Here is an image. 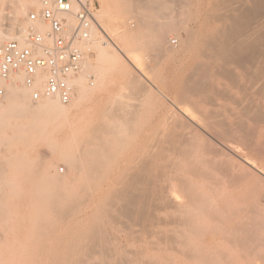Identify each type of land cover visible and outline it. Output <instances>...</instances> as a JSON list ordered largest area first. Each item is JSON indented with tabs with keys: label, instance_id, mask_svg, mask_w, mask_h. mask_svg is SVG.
Here are the masks:
<instances>
[{
	"label": "bare ground",
	"instance_id": "bare-ground-1",
	"mask_svg": "<svg viewBox=\"0 0 264 264\" xmlns=\"http://www.w3.org/2000/svg\"><path fill=\"white\" fill-rule=\"evenodd\" d=\"M6 1L11 10L8 24L0 14V45L14 40L24 45L30 9L40 10L43 0ZM99 2L97 26L83 70L73 81L71 103L64 105L58 98L34 103L23 75L11 83L0 77V89L6 92L0 104V228L29 226L28 245L20 248L17 259L27 264H264V206H236L240 197L229 192L233 179L228 187L212 180L201 183L210 179L204 170L221 155L209 136L248 167L235 164L237 170L264 188V168L239 155L237 141L244 139L253 152L264 155L262 142L244 136L241 115L249 109L246 87L264 97V0ZM135 10L138 26L130 30L128 20ZM33 26L49 32L42 22ZM182 34L186 39L174 51L169 38ZM150 50L163 54L179 72L178 102L183 103L172 102L158 89L169 109L138 129L127 114L115 110L117 105L90 104L119 76L127 80L119 88L147 96L148 89L129 68L141 72ZM233 66L246 76L237 75ZM221 75L232 77L226 78L229 86L220 81ZM44 83L41 75L35 88ZM216 97H224L226 105L214 103ZM233 107L244 110L239 119L222 116ZM249 110L247 116L256 117ZM256 115L255 122L264 120ZM213 116L216 120L208 121ZM39 147L52 152L68 175L52 173L53 163L39 156L44 152L36 154ZM176 150L180 157L169 163L167 154ZM155 234L158 242L148 245L145 239ZM0 259V264L11 260L1 254Z\"/></svg>",
	"mask_w": 264,
	"mask_h": 264
},
{
	"label": "rangeland",
	"instance_id": "rangeland-1",
	"mask_svg": "<svg viewBox=\"0 0 264 264\" xmlns=\"http://www.w3.org/2000/svg\"><path fill=\"white\" fill-rule=\"evenodd\" d=\"M87 1H90L92 3L95 4L96 8H97V12L96 14L98 13V10L101 9V4L99 2V0H87ZM145 2V0H142ZM11 2V1H10ZM5 3V4H4ZM7 2L6 0H0V14L2 13L3 11V14L5 16V20H1L2 23L4 24H8L9 21H7L8 19H6V15L10 12L11 10V3ZM7 6V7H4ZM5 9H4V8ZM4 9V10H3ZM36 9L35 7H32L30 9L31 12H34L33 10ZM138 11L139 10H135L133 13L135 14V12L137 14H131L129 16V20H128V26L127 28L130 29V30H136L137 29V22H136V15H138ZM30 12V13H31ZM29 13V14H30ZM134 15V16H133ZM133 16V17H132ZM135 17V18H134ZM0 21V22H1ZM126 28V29H127ZM179 38V39H178ZM182 39V40H181ZM186 39V36L184 34L181 35V37H176L175 35H171L170 38H169V46L172 48V49H175L176 47H180V45L182 44V41H184ZM173 42H176L175 44ZM179 48L175 49L174 51H177ZM156 51V50H155ZM154 50H150V52L148 51L146 54H145V64H143V68H142V73L141 72H138L133 66H130L131 68H129L130 70V73H135L134 75H132V77L138 81V83L143 87V88H146V90L148 89L149 93L147 96L143 95V94H140V93H137L135 95L134 91L132 92V94L134 96H132V94H130L129 92H131L132 90H129L126 89V88H123L121 89V87L119 88V86H121V83H124L127 82V80H123V78H120L119 77H113L110 81V82L106 88L105 91H103L101 93V95L97 98V100H94L92 102H90V104H93V105H96L98 106L99 108L101 107H104V106H111L114 108L115 106V110L118 109L119 113L121 111H123V115L124 114H127L126 115V118L127 120L130 122V125L133 126V128H141V127H147L149 125V123H151L152 121H154L157 116L159 114H162L164 113L166 110H168L169 108V104L170 102L167 101L164 97L161 98L162 96L159 95V93L157 92V90L159 89L163 94H165L172 102L174 103H183L181 100L180 102L179 99V88L180 86L182 85V78L180 77L179 75V72L177 71V69L175 68V66H171L167 63L166 61V58L165 56L162 54V57L160 55H158L159 51H156L155 52ZM158 52V53H157ZM162 51H160L161 53ZM93 53H90V56H92ZM174 58L177 59L178 55L177 54H174L173 55ZM154 60V61H153ZM158 63H157V61ZM125 61V60H124ZM154 62V63H153ZM127 63V62H126ZM157 63V65H156ZM154 68V69H153ZM132 69V70H131ZM171 69V70H170ZM174 69V70H173ZM233 69L235 71V73L237 75H240L242 78L245 77L246 75V72L244 73L241 69H239L238 67L236 66H233ZM138 74H137V73ZM143 75V76H142ZM135 76L137 78H135ZM224 76V74H223ZM222 75L219 76L220 78V81L223 83V84H226L229 86V83L227 81V77H229V81L232 77H230L229 75H227V79L224 78L226 76L223 77ZM121 79V80H120ZM115 83V84H114ZM120 83V84H119ZM145 85V87H144ZM249 88V87H248ZM248 88L246 87V89L248 90ZM253 89V88H252ZM246 90V102L245 104L247 105V107L249 106V109L251 108H255L257 109V112L256 109L254 108V115L252 116H256V117H251V115H248L247 116V113L248 110L246 112H244V110L240 111V110H236V108L233 107V109H228L229 111H227V109L222 113V116H226V118H229L230 120L231 119H239L241 117V115H243V127L245 128L243 130V133H244V136L247 135V134H251L254 136L253 140L256 142V143H259L261 144L262 142V146H264V97L263 95L260 96V94H258L257 92H254L255 90H250L251 92L248 93V91ZM123 93H122V92ZM114 94H113V93ZM254 92V93H253ZM118 93H122V94H128L129 96H126L124 95L125 97L121 96L118 94ZM230 93H239L238 90H233V91H230ZM257 93V94H255ZM249 94V95H248ZM264 94V93H263ZM143 95V96H142ZM256 95V96H255ZM119 100L122 99L121 97H123L124 101L123 100H120V101H123L122 105L120 108L118 107L119 106V100L117 99V97ZM136 96V98H135ZM140 96V97H139ZM142 97V98H141ZM248 98H252L251 100L253 101L251 104L252 105H249V102L251 101L250 99L248 100ZM164 99L166 101H164ZM188 101L192 100L193 97L192 96H189L188 98ZM197 99H200V97H197ZM106 100V101H105ZM128 102H127V101ZM225 98L223 97H216L215 100H214V103L216 104H220V103H223L224 105L225 104ZM110 102V103H109ZM262 102V103H261ZM118 103V104H117ZM126 103L127 106L124 107V105ZM132 105H131V104ZM168 103V104H167ZM106 104V105H105ZM129 104V105H128ZM135 104V105H134ZM138 104V106L136 105ZM134 105L135 107V112H134V107H132ZM201 105H205V102L202 101V104ZM254 105V106H253ZM262 105V106H261ZM131 106V108H130ZM137 106V108H136ZM180 106H183L180 105ZM261 106L259 109L257 107ZM85 107H87L85 105ZM199 109H201L202 107L199 105L198 106ZM246 107V108H247ZM124 108V110H123ZM133 108V109H132ZM122 109V110H120ZM157 109V110H156ZM245 109V108H244ZM132 110V111H131ZM249 110V113L252 114L253 111ZM125 111V113H124ZM201 111V115L202 117H204L205 119H207V116L204 114V112L202 110ZM251 111V112H250ZM260 111V112H259ZM134 112V114L132 113ZM244 112V113H243ZM263 114H262V113ZM83 111H79L78 114L79 115H82ZM243 113V114H240ZM259 114L261 115V120H259L258 122H255V120H257L258 118V115ZM120 115L119 116H123V115ZM245 114V115H244ZM134 118H133V117ZM247 117V118H245ZM251 118H253L252 120L254 121H250ZM216 118L215 116H213L212 118H209L208 121H212V120H216L214 119ZM218 118V117H217ZM221 119V117H219ZM212 119V120H211ZM250 119V120H249ZM259 119H260V116H259ZM245 123V124H244ZM254 123V124H253ZM254 126H257V128L253 127ZM256 129V130H254ZM255 134H252L254 133ZM253 131V132H252ZM243 133H241L243 135ZM240 134V135H241ZM241 135V136H242ZM207 137V136H206ZM207 139L212 143V145H217V147L220 149L221 151V155L219 156H216L212 163L210 164V166L204 170V172L208 175L209 173V178L208 180H202L201 183L202 184H210L209 181H216V182H220L222 184H224L226 187H228L229 183L228 181H230V179H233V182H235V184H233V189L230 190L229 192L231 193V191L233 192L234 191V194L238 195L240 197V202H236V206H240V207H247L249 208L250 206L252 208H258L260 206H264V188H260V184H258L254 178L252 177H245L243 175L242 172H240L239 170H237L235 167V164L237 165H242L244 168L247 167L245 164H243V162L241 161V159L237 156H235V154H233L232 152H230L229 150H227L226 148H224V146H222L220 143L218 144V141H216L215 139H212L211 137H207ZM241 138V140H237L238 143H239V149L240 152L238 153L239 155H241L242 157L244 155L254 159L257 161V164L259 165L260 168H264V155H260V154H257L256 152H253L252 151V147L248 144L247 146V142ZM215 143V144H213ZM40 149L44 152L45 149H43L42 147H39L37 148L36 150V154H41L42 151H40ZM39 150V151H38ZM41 152V153H39ZM174 152V151H173ZM179 150H176L175 155L174 153L172 154V152L168 153L167 154V159L169 161V163H171L173 160H175L176 158L178 159V157H180V155L178 154ZM46 154V155H43V154ZM43 154L39 155L42 159V161H50L51 163H53V166H50L51 167V172L52 173H56L57 171L59 172V174L61 176H64V175H68L69 173V170L68 168H65L66 166L63 165H59L60 162H57L56 160V157L54 156V154L52 152H44ZM177 153V154H176ZM2 154H4V151H1L0 152V158L2 156ZM43 155V156H42ZM171 158H170V157ZM176 159V160H177ZM218 164V165H217ZM175 166V165H174ZM38 167V166H37ZM41 167H44V166H40L39 168ZM183 168V167H182ZM182 168H178V172L180 173H184L183 169ZM216 170H220V172L217 173V171H215L214 169ZM224 168V169H222ZM248 168V167H247ZM221 171H223L224 173L221 174ZM227 172V174H226ZM253 173V172H252ZM221 174V175H220ZM224 174V175H223ZM223 175V176H222ZM253 176V175H252ZM229 190V188H228ZM257 190V191H255ZM259 191L260 194H256L258 195V197L255 195V193H258ZM254 192V193H253ZM263 195V197L261 198V196ZM256 196V197H255ZM254 198V199H253ZM261 198V200H260ZM257 201V202H256ZM250 206H249V205ZM27 208V207H25ZM264 209V208H263ZM26 213V211H24ZM23 222H27V221H23ZM2 229V230H1ZM5 228H0V233H1V236H3L2 238H0V254L1 255H5L6 257H9L11 258V260H7L5 261L7 264H27L28 263V260H25V262L21 263V260L17 259V256H18V253H19V250L20 248H22L24 245H28V242H27V237H26V233L27 231L29 230V226L26 225V224H23L21 227L17 228V229H7V230H3ZM4 231V232H3ZM158 235H153V236H150V237H147L145 240H147V244L149 245L151 243V245L155 244L156 242H158ZM136 239L133 238V241H135ZM150 241V242H149ZM0 262L2 263V260L0 259Z\"/></svg>",
	"mask_w": 264,
	"mask_h": 264
},
{
	"label": "built area",
	"instance_id": "built-area-1",
	"mask_svg": "<svg viewBox=\"0 0 264 264\" xmlns=\"http://www.w3.org/2000/svg\"><path fill=\"white\" fill-rule=\"evenodd\" d=\"M96 12L95 4L86 0H43L40 10L28 17L31 25L25 44L14 40L0 45V77L11 83L23 75L34 103L52 98L64 105L71 103L73 81L83 70L91 31L97 26ZM36 22L46 24L49 32H38L33 26ZM41 75L45 83L38 89L35 84ZM5 93L1 88L0 104Z\"/></svg>",
	"mask_w": 264,
	"mask_h": 264
}]
</instances>
